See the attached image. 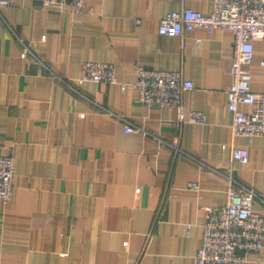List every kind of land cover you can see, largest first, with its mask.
<instances>
[{
  "label": "crops",
  "instance_id": "crops-1",
  "mask_svg": "<svg viewBox=\"0 0 264 264\" xmlns=\"http://www.w3.org/2000/svg\"><path fill=\"white\" fill-rule=\"evenodd\" d=\"M92 4L93 12H80L13 0L1 9L0 152L13 156L16 173L12 198H0V264H194L205 206L227 201L225 173L259 194L254 209L264 214V135L247 143L231 128L234 34L159 32L168 12L188 6L209 14L214 0ZM23 42L43 63L23 54ZM85 60L113 62L125 90L80 82ZM262 60L258 37L249 66L257 91H264ZM137 64L182 69L194 87L181 106L144 104L131 84ZM101 106L149 132H126ZM193 109L206 122L190 121ZM241 145L245 162L232 159ZM243 264H264V250Z\"/></svg>",
  "mask_w": 264,
  "mask_h": 264
},
{
  "label": "built area",
  "instance_id": "built-area-1",
  "mask_svg": "<svg viewBox=\"0 0 264 264\" xmlns=\"http://www.w3.org/2000/svg\"><path fill=\"white\" fill-rule=\"evenodd\" d=\"M42 7L64 10L68 7L75 11H94L92 0H35ZM13 0H0V13L3 6ZM196 27L213 32L218 27L230 28L234 34L231 74L232 83L228 90V108L233 114L231 122L234 136L253 138L264 135V91L253 89L249 66L254 58V39L264 37V0H214L211 13L205 14L198 9L183 6L172 10L160 18L161 34L178 35ZM23 54L43 63L31 46L23 42ZM264 64V60H262ZM107 81L120 84L125 90L127 82L118 78L116 66L110 61L85 60L81 65L79 81ZM136 89L137 98L144 104L182 105L185 91L194 87L182 69L167 67H148L137 64V77L131 82ZM243 104L252 106L246 110ZM108 113L125 122V131H149L132 121L126 115L101 106ZM192 122L204 123L206 113L193 109L188 114ZM177 153L184 152L178 141L167 142ZM249 150L246 145L233 146L232 159L247 161ZM204 163V162H203ZM220 173L222 170L215 168ZM16 166L11 154L0 152V198L8 201L14 193ZM228 177L227 201L222 205L205 206L203 237L201 246L194 256V264H243L253 252L264 250V214L254 209L259 194L250 187L237 188L238 180ZM198 187L197 181L190 182ZM191 224H188V228Z\"/></svg>",
  "mask_w": 264,
  "mask_h": 264
}]
</instances>
